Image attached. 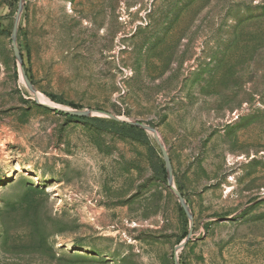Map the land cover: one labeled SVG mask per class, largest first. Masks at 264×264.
<instances>
[{"label": "rangeland", "instance_id": "1", "mask_svg": "<svg viewBox=\"0 0 264 264\" xmlns=\"http://www.w3.org/2000/svg\"><path fill=\"white\" fill-rule=\"evenodd\" d=\"M175 261L264 264V0H0V264Z\"/></svg>", "mask_w": 264, "mask_h": 264}, {"label": "water", "instance_id": "2", "mask_svg": "<svg viewBox=\"0 0 264 264\" xmlns=\"http://www.w3.org/2000/svg\"><path fill=\"white\" fill-rule=\"evenodd\" d=\"M24 0H20V3L23 4ZM17 28H18V19H16L15 21V24H14V27H13V30H12V46H13V51H14V55L17 59L20 58V52L18 50V47H17V44H16V34H17ZM26 83L27 85H29L28 81L26 80ZM43 106L51 109V110H54L56 111L57 113H62L64 115H68V116H73V117H79V118H88L91 116V113L89 111H78V110H69V109H61V108H58V107H50V106H47V105H44ZM106 116L108 118H110L111 120L115 121V122H123V123H126L130 126H134V127H139L145 131H151L154 133V137H155V140L156 142L158 143L159 147H160V150L162 152V155L164 157V160H165V165H166V168L168 169V180H167V185L168 187L172 190V192L174 193V195L177 197L179 203L181 204V206L183 207L184 211L189 214V210H188V207L185 205L184 203V198L182 197V195L178 192V190L173 186L172 184V171L169 167V164H170V161H169V157H168V154L166 153L164 147L161 145L159 139H158V136L155 132V130L149 126H146L144 124H139L137 122H133V121H127V120H122L114 115H111V114H106ZM191 217V216H190ZM191 220V226H192V217L190 218ZM192 236V233L191 231L188 233V236H187V239L181 244L180 247H185L187 242L190 240ZM175 264L176 261H175Z\"/></svg>", "mask_w": 264, "mask_h": 264}, {"label": "trees", "instance_id": "3", "mask_svg": "<svg viewBox=\"0 0 264 264\" xmlns=\"http://www.w3.org/2000/svg\"><path fill=\"white\" fill-rule=\"evenodd\" d=\"M51 98L54 99V100L57 99V97H53V96ZM57 114L64 115L62 113H57ZM64 116H68V115H64ZM124 126H126V125H124ZM131 129L132 130H136V127L131 126ZM130 134H131L132 137L136 138L137 140H139L141 142H147V138L146 137H144V136L141 137V136L137 135L135 131H132Z\"/></svg>", "mask_w": 264, "mask_h": 264}, {"label": "bare ground", "instance_id": "4", "mask_svg": "<svg viewBox=\"0 0 264 264\" xmlns=\"http://www.w3.org/2000/svg\"><path fill=\"white\" fill-rule=\"evenodd\" d=\"M41 95H37V97H40ZM40 100L46 105L48 106H52V107H57L56 105H54L52 102H50L49 100H47L46 98L44 97H40Z\"/></svg>", "mask_w": 264, "mask_h": 264}]
</instances>
